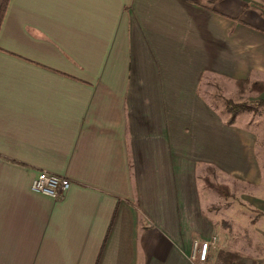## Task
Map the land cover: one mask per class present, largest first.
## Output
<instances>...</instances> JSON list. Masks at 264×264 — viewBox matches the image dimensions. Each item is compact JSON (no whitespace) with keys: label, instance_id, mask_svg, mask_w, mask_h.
I'll return each instance as SVG.
<instances>
[{"label":"crops","instance_id":"obj_1","mask_svg":"<svg viewBox=\"0 0 264 264\" xmlns=\"http://www.w3.org/2000/svg\"><path fill=\"white\" fill-rule=\"evenodd\" d=\"M255 81L264 0H7L0 264H191L212 237L205 264L218 250L260 263L251 111L227 123L206 94ZM206 167L237 179L240 203L206 188ZM41 170L69 180L60 198L30 190Z\"/></svg>","mask_w":264,"mask_h":264},{"label":"rangeland","instance_id":"obj_2","mask_svg":"<svg viewBox=\"0 0 264 264\" xmlns=\"http://www.w3.org/2000/svg\"><path fill=\"white\" fill-rule=\"evenodd\" d=\"M210 85L211 86H209L206 90L207 99L211 101V103H214L215 106L218 107L220 110H223V115H225L226 112L223 107V102H222L223 99H231L236 102L255 100L254 99L255 96L253 95L255 92L249 91L245 84H238L237 89L236 88L232 89L230 85H224V84H218L216 86L213 84ZM243 121L247 124V126L255 136L254 152H255V156L259 161V165L263 167L262 171L264 174V108H258L256 113H251V112L247 113V117ZM212 174L208 176L209 181L211 183H220L223 185L226 184L225 186H227L229 192L228 197H232L238 202L239 200L236 199L235 196L241 193V189L239 188L240 183L237 181V179L233 178L229 174H226L225 172H221L217 174L215 177H211ZM205 261L202 264H205Z\"/></svg>","mask_w":264,"mask_h":264},{"label":"trees","instance_id":"obj_3","mask_svg":"<svg viewBox=\"0 0 264 264\" xmlns=\"http://www.w3.org/2000/svg\"><path fill=\"white\" fill-rule=\"evenodd\" d=\"M7 0H2L0 5V21L5 9ZM240 83V82H239ZM248 90L255 92L257 94L262 93L264 90V83L261 81L251 82L248 86ZM223 107L227 113H229V118L227 123H231L234 116L242 111H251L256 113L258 108H264V99L256 100H247V101H233L231 99H223ZM212 170L208 167L205 168V175L203 176L204 185L219 194L223 198L229 196L227 186L220 183H211L208 179V176L212 174ZM212 264H244L243 257L234 251L218 250L213 259ZM255 264H264V254L260 263Z\"/></svg>","mask_w":264,"mask_h":264},{"label":"built area","instance_id":"obj_4","mask_svg":"<svg viewBox=\"0 0 264 264\" xmlns=\"http://www.w3.org/2000/svg\"><path fill=\"white\" fill-rule=\"evenodd\" d=\"M69 180L44 170L38 171L31 180L30 190L47 195L53 199H58L68 189ZM215 240L212 237L208 241H196L191 244V250L187 259L191 264H202L206 260L209 243Z\"/></svg>","mask_w":264,"mask_h":264}]
</instances>
